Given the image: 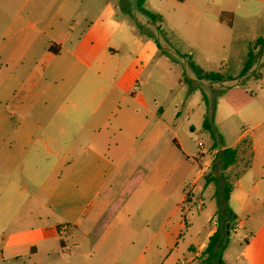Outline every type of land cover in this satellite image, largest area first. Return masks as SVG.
<instances>
[{
	"label": "crops",
	"instance_id": "obj_1",
	"mask_svg": "<svg viewBox=\"0 0 264 264\" xmlns=\"http://www.w3.org/2000/svg\"><path fill=\"white\" fill-rule=\"evenodd\" d=\"M73 14L60 8L42 27L45 18L23 16L0 26V69L11 66L0 85V224L15 240H27L9 254L15 261L26 256L22 264H57L62 252L68 264H194L216 220L206 241L199 233L185 246L181 241L191 236L193 211L201 216L207 197L217 199L203 177L228 146L190 153L174 129L180 111L167 117L173 90L160 98L138 85L143 42L131 34L135 55L122 56L123 42L106 32L94 41L92 24L74 44ZM252 79L264 84L262 72ZM246 89L253 92L250 84ZM249 113L264 117V104H251ZM263 123L254 121L230 146L251 142L238 160L251 152L250 164L229 200L231 235L249 226L248 264H264Z\"/></svg>",
	"mask_w": 264,
	"mask_h": 264
},
{
	"label": "rangeland",
	"instance_id": "obj_2",
	"mask_svg": "<svg viewBox=\"0 0 264 264\" xmlns=\"http://www.w3.org/2000/svg\"><path fill=\"white\" fill-rule=\"evenodd\" d=\"M144 6L161 14L163 20L153 22L137 7V0H0V26L3 28L8 20L15 18L18 23L19 16H23L26 22L45 18L40 23L42 27L58 9H70L74 14L68 24L74 23L76 30L69 40L77 43L94 24L92 39L99 41L103 32H106L104 35L113 34V38L123 42L119 53L125 57L135 55V44L130 37L131 34L136 35L143 42L140 55L144 63L138 85L155 92L160 98L168 90H173L176 108L171 102L167 117L172 120L175 112L180 111L174 121V129L193 155L203 148L207 149V153L211 152L214 143L217 147H230L243 131L250 129L254 121H264L263 116L253 118L249 113L251 104H264V84L252 79L260 76L261 72L264 74V0H147ZM35 9L41 12L31 13ZM39 13L41 15H37ZM220 15L222 20L219 19ZM132 26L136 30H132ZM260 38L262 41H259ZM252 47L255 48V63L250 74L242 79L239 74ZM80 54L92 61L91 55L84 49ZM191 62L204 70L227 73L234 78L219 82L200 80ZM1 65L0 85L11 69L9 64ZM79 67L86 69L81 63ZM149 73H152L151 77ZM241 80H246V83L243 84ZM247 84H250L252 93L246 89ZM203 95L207 98L206 102ZM188 104L192 106L191 110ZM203 110H207L206 116H210L211 130L203 127L206 117L202 114ZM199 142L204 143V147H200ZM247 155L230 170H223L220 161H215L206 171L204 181L216 175L218 182H211L214 190L224 181H220V174L224 175L226 181L234 183L246 165ZM23 180L30 190L34 188L27 179ZM206 204L201 216L193 211L195 222L191 226V236L188 232L183 236L182 246L197 237V233L206 241L207 234L215 227L216 216L211 222L207 218L214 206L217 208V199L211 201L207 197ZM8 233L6 224H0V264H22L27 260L26 256L15 261L9 252L17 243L27 240H15ZM249 236L248 224L229 234L224 251L226 264H248ZM185 253L186 261L191 254L187 250ZM60 257L57 264H68L65 252ZM165 257L161 240L160 259ZM202 257H197L194 264H201Z\"/></svg>",
	"mask_w": 264,
	"mask_h": 264
},
{
	"label": "trees",
	"instance_id": "obj_3",
	"mask_svg": "<svg viewBox=\"0 0 264 264\" xmlns=\"http://www.w3.org/2000/svg\"><path fill=\"white\" fill-rule=\"evenodd\" d=\"M182 1V0H181ZM146 0H137V7L145 13L153 22L162 21L163 17L161 14L155 13L147 9L144 4ZM259 41H262L260 38ZM254 47H252L247 52V58L244 62V65L241 69L239 76L246 75L253 67L255 63V53ZM191 66L196 73L198 79L209 80L212 82L224 81L225 79H233L234 77L227 73L214 72L204 70L202 67L197 65L194 62H191ZM203 98L206 102L207 98L203 95ZM203 127L205 129L211 130L210 116H206L203 121ZM214 145H216L214 143ZM242 148L251 149V142L246 137L241 141V144L236 147H225L218 153V160L223 170L229 169L231 166L235 165L240 159L242 153H245ZM252 153L250 152L246 158V167L250 164ZM224 180V181H223ZM212 181L218 182V177L216 175H211L206 178V183H211ZM220 181H223L220 184L219 188L216 190L217 196V210H216V230L209 237L207 247L203 252V257L201 259V264H226L223 253L227 247L229 241V234L232 231V222L235 221V214L230 206V195L233 189V184L226 181L224 175L220 176ZM229 225V226H227Z\"/></svg>",
	"mask_w": 264,
	"mask_h": 264
},
{
	"label": "built area",
	"instance_id": "obj_4",
	"mask_svg": "<svg viewBox=\"0 0 264 264\" xmlns=\"http://www.w3.org/2000/svg\"><path fill=\"white\" fill-rule=\"evenodd\" d=\"M199 145H200V146H203V143L200 142ZM62 230L64 231V230H65V227H63Z\"/></svg>",
	"mask_w": 264,
	"mask_h": 264
},
{
	"label": "water",
	"instance_id": "obj_5",
	"mask_svg": "<svg viewBox=\"0 0 264 264\" xmlns=\"http://www.w3.org/2000/svg\"><path fill=\"white\" fill-rule=\"evenodd\" d=\"M227 226H229V225H227Z\"/></svg>",
	"mask_w": 264,
	"mask_h": 264
}]
</instances>
